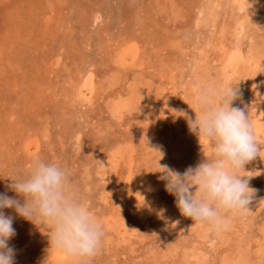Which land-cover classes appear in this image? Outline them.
Returning <instances> with one entry per match:
<instances>
[{"label": "rangeland", "instance_id": "obj_1", "mask_svg": "<svg viewBox=\"0 0 264 264\" xmlns=\"http://www.w3.org/2000/svg\"><path fill=\"white\" fill-rule=\"evenodd\" d=\"M233 81L253 124L264 0H0V193L23 203L8 177L56 160L105 226L89 264H264V151L245 165L250 210L219 232L183 216L155 171L205 159L194 90ZM4 212L15 264H76L46 226Z\"/></svg>", "mask_w": 264, "mask_h": 264}, {"label": "clouds", "instance_id": "obj_2", "mask_svg": "<svg viewBox=\"0 0 264 264\" xmlns=\"http://www.w3.org/2000/svg\"><path fill=\"white\" fill-rule=\"evenodd\" d=\"M237 97L235 81L195 89L191 108L196 116L189 117L188 124L203 146L205 159L183 173L159 161L155 170L162 173L159 179L166 181L165 189L176 198L181 214L214 232L226 230L233 218L250 210L255 190L249 181L254 175L246 172L245 165L264 151L250 115L232 106ZM8 178L9 190L23 197V203L0 193V264H15V250L8 242L16 232L13 217L4 209H14L20 217L46 226L51 249L76 264H89L102 244L105 226L71 183L70 170L59 161L37 156Z\"/></svg>", "mask_w": 264, "mask_h": 264}, {"label": "bare ground", "instance_id": "obj_3", "mask_svg": "<svg viewBox=\"0 0 264 264\" xmlns=\"http://www.w3.org/2000/svg\"><path fill=\"white\" fill-rule=\"evenodd\" d=\"M257 115L255 121L253 122L254 133L257 138L262 141L264 139V96L259 102Z\"/></svg>", "mask_w": 264, "mask_h": 264}]
</instances>
